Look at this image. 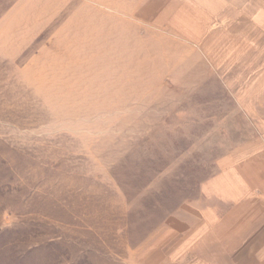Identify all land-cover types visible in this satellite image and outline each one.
<instances>
[{"label":"rangeland","instance_id":"obj_1","mask_svg":"<svg viewBox=\"0 0 264 264\" xmlns=\"http://www.w3.org/2000/svg\"><path fill=\"white\" fill-rule=\"evenodd\" d=\"M126 2L0 0V264H143L264 130L263 108Z\"/></svg>","mask_w":264,"mask_h":264},{"label":"crops","instance_id":"obj_2","mask_svg":"<svg viewBox=\"0 0 264 264\" xmlns=\"http://www.w3.org/2000/svg\"><path fill=\"white\" fill-rule=\"evenodd\" d=\"M126 6L130 16L195 46L198 68L222 77L243 108L264 109V0ZM217 168L202 192L206 207L183 204L169 215L145 240L143 264H264V130L219 158Z\"/></svg>","mask_w":264,"mask_h":264}]
</instances>
